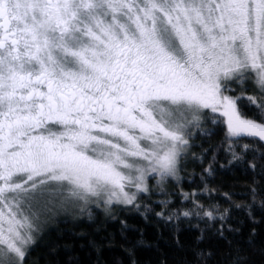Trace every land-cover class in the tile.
Returning a JSON list of instances; mask_svg holds the SVG:
<instances>
[{
	"label": "snow or ice",
	"instance_id": "obj_1",
	"mask_svg": "<svg viewBox=\"0 0 264 264\" xmlns=\"http://www.w3.org/2000/svg\"><path fill=\"white\" fill-rule=\"evenodd\" d=\"M220 155L264 177V0H0V264H30L60 212L96 224L80 244L95 258L68 264H264L255 228L242 248L229 208L181 188L191 159L209 190ZM250 196L255 221L264 188Z\"/></svg>",
	"mask_w": 264,
	"mask_h": 264
},
{
	"label": "trees",
	"instance_id": "obj_2",
	"mask_svg": "<svg viewBox=\"0 0 264 264\" xmlns=\"http://www.w3.org/2000/svg\"><path fill=\"white\" fill-rule=\"evenodd\" d=\"M252 94V93H249ZM197 135L199 133L197 132ZM249 140L253 138H248ZM239 150V149H238ZM198 151V149H197ZM250 153L245 159L250 158ZM228 157L220 155L217 157V162L213 164L214 172L211 177L208 178V189L203 190V184L200 180V175L203 167H207V164L201 165L198 161L189 160L187 174L182 173L184 180L181 183V188L184 192L195 193L196 197L200 199V202L205 206L215 202L223 208H229L232 216L231 223L234 226L240 227V232L236 234H229L230 238L235 239L242 248L248 249V238L251 230L256 229L255 244L256 247L264 245V213L259 210L260 197L257 196L255 201L257 208L254 213L255 221L249 218L246 206L253 203L250 196V192L253 188L260 192L261 188H264V177L254 175L253 171L247 168V165L241 166L239 161L228 163ZM259 166V161H256ZM255 181V182H254ZM214 189V190H212ZM177 195H179L180 189H175ZM227 197H231L229 200ZM239 207H236V206ZM93 215L97 216L98 211L93 208ZM125 215L121 213L123 218ZM103 220V217H100ZM130 224L135 225L138 228L144 229V238L148 244H154L157 241L156 234L151 225H146L143 219L138 215L128 216ZM107 231L102 232L99 235L108 236L111 234L117 247L113 249H106V258L111 259L112 254H119V244L122 243V238L119 232V221L107 220ZM96 224L94 220L88 218L87 215H74L67 213L55 218L52 222L45 225L39 234L35 237L34 243L28 248L31 256L30 264H68L69 256L74 254L79 255L82 261H89L95 258L93 253L91 257L87 255V250L80 247V244L86 243L87 236L96 235ZM198 233L193 230L187 235L189 243L195 241V237ZM130 239L135 236L139 238L138 234H129ZM164 241H160L163 246ZM207 243L218 246L221 249L224 248L222 238H213ZM55 244L64 245L69 244L72 247L69 250H65L60 247L59 251L53 255L52 246ZM155 250L148 247H142L137 252L138 258L149 261L155 258ZM259 259V257H255Z\"/></svg>",
	"mask_w": 264,
	"mask_h": 264
},
{
	"label": "rangeland",
	"instance_id": "obj_3",
	"mask_svg": "<svg viewBox=\"0 0 264 264\" xmlns=\"http://www.w3.org/2000/svg\"><path fill=\"white\" fill-rule=\"evenodd\" d=\"M63 195H67V193H63ZM67 213H68V212H60V213H57L56 215H54V216L52 217V219L45 221V222L41 225L40 230H39L38 232H34V233H33L34 240H33L32 243H34V241H35V237L37 236V234L40 233L41 229H42L45 225L49 224L50 222H52L55 218L59 217L60 215H65V214H67ZM21 214H22V215H29V214H30V209L28 208L27 203H24V204L21 205ZM32 243H31V244H32ZM31 244H29L28 247H29Z\"/></svg>",
	"mask_w": 264,
	"mask_h": 264
}]
</instances>
